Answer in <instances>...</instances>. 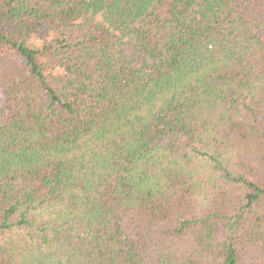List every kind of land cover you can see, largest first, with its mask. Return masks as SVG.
Wrapping results in <instances>:
<instances>
[{
	"label": "trees",
	"instance_id": "trees-1",
	"mask_svg": "<svg viewBox=\"0 0 264 264\" xmlns=\"http://www.w3.org/2000/svg\"><path fill=\"white\" fill-rule=\"evenodd\" d=\"M0 264H264V0H0Z\"/></svg>",
	"mask_w": 264,
	"mask_h": 264
}]
</instances>
